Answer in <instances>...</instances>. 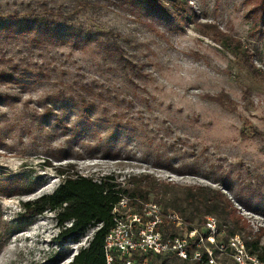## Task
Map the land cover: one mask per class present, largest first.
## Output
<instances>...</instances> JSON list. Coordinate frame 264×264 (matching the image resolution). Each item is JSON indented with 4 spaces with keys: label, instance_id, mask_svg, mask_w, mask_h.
I'll use <instances>...</instances> for the list:
<instances>
[{
    "label": "rangeland",
    "instance_id": "rangeland-1",
    "mask_svg": "<svg viewBox=\"0 0 264 264\" xmlns=\"http://www.w3.org/2000/svg\"><path fill=\"white\" fill-rule=\"evenodd\" d=\"M40 2L68 18L32 30L12 18ZM98 2L0 0V66L29 62L0 76V180L19 188L0 193V223L15 222L20 201L50 192L61 166L118 180L147 173L162 188L214 186L252 231L264 230V0H188L196 19L180 23ZM95 227L61 240L43 210L10 229L0 264H66Z\"/></svg>",
    "mask_w": 264,
    "mask_h": 264
},
{
    "label": "trees",
    "instance_id": "trees-1",
    "mask_svg": "<svg viewBox=\"0 0 264 264\" xmlns=\"http://www.w3.org/2000/svg\"><path fill=\"white\" fill-rule=\"evenodd\" d=\"M132 7H139L145 11L157 9L165 16L172 15V22H183L196 19V13L188 0H121ZM79 3L81 7H95L98 0H75L74 6ZM14 21L23 29L32 30L41 25H58L68 18L65 11L56 6H46L40 2L35 8L20 16H12ZM4 18L0 15V23L4 24ZM113 41V49L121 51L117 46L116 34H107ZM28 61L25 56L15 58L8 65L0 66V76L12 77L15 69L21 74L27 69ZM51 71L55 70L52 65ZM90 84H84L79 92L78 100L83 103L88 97L86 91L91 90ZM76 89H70L73 96ZM65 88L60 90L63 94ZM254 131V130H253ZM56 172L60 177L56 186L48 193H42L33 199L20 201L19 211L16 213L14 223L9 225L0 223V247L8 238L10 229L22 228L43 210H51L58 226L57 238L61 240H77L79 235L88 226H96L90 238L84 246H80L72 254L66 264H105L103 241L108 229L113 225L112 207L121 199L125 198L127 205L132 211H140L143 202L152 201L159 205L161 220L155 225L163 238L177 233L176 228L166 217L169 211L175 212L188 227L198 228V232L206 236L204 220L206 215L215 218L216 231L215 243H206L212 247V255L220 256V264H237L229 255L231 249L226 245L224 252L218 253L214 246L218 242L226 243L229 236L238 234L249 254L254 255L259 261L264 262V230L252 231L245 220L236 213L232 200L220 189L206 184H183L173 185L170 183L166 188L159 186V180L147 173L129 175L124 180H118L113 173H105L97 176L85 175L74 170L69 171L59 166ZM10 177L0 180L2 189L0 193L10 195L19 192L18 186L10 188ZM1 222V215H0ZM197 236L189 240L187 247L190 253L195 245ZM200 259L179 258L172 254H155L146 251L139 255V262L143 258L148 264L157 259L156 264H202L208 258L203 247Z\"/></svg>",
    "mask_w": 264,
    "mask_h": 264
},
{
    "label": "built area",
    "instance_id": "built-area-1",
    "mask_svg": "<svg viewBox=\"0 0 264 264\" xmlns=\"http://www.w3.org/2000/svg\"><path fill=\"white\" fill-rule=\"evenodd\" d=\"M113 214V225L108 229L104 236L103 252L105 264H148L147 259L143 258L139 262V255L146 251L155 254H172L179 258L200 259L203 247L207 252L208 258L202 264H216L217 255H212V247L208 243H215L214 233L216 231L215 218L206 215L204 226L206 236L201 235L196 227H188L183 224L182 219L173 211L166 213L174 227L184 226L180 233L163 238L155 225L161 220L160 207L152 201L143 202L140 211H132L126 203L125 198H121L111 210ZM197 236L195 245L190 253L187 247L189 240ZM229 246V255L237 264H264L254 255L249 254L238 234L228 237L226 243L218 242L214 246L218 253H222L225 247Z\"/></svg>",
    "mask_w": 264,
    "mask_h": 264
}]
</instances>
